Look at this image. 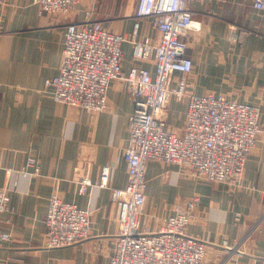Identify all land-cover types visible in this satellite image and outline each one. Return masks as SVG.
<instances>
[{
	"label": "crops",
	"instance_id": "obj_1",
	"mask_svg": "<svg viewBox=\"0 0 264 264\" xmlns=\"http://www.w3.org/2000/svg\"><path fill=\"white\" fill-rule=\"evenodd\" d=\"M254 0H193L199 31L186 40L194 62L188 77L193 94L224 96L251 104L261 113V131L246 159L242 187L197 182L175 165L147 164L146 206L142 224L156 230L160 221L194 197L199 203L188 228L208 244L207 264H264V16ZM125 35L123 70H149L154 61H136L130 40L159 39L151 19L136 18V0H81L67 15L39 14L25 0H0V188L9 191L11 211L0 228L11 240L0 247V264H109L119 230L120 206L111 189L128 180L125 149L130 138L134 100L120 81L111 83L109 108L102 113L55 102L45 82L62 60L67 25L87 16ZM188 101L172 97L167 125L181 131ZM40 173L27 168L29 157ZM111 167L108 188L93 186L79 194L80 182L100 181ZM57 193L68 203L92 212V233L76 245L46 247L49 199ZM226 246L229 248L227 249Z\"/></svg>",
	"mask_w": 264,
	"mask_h": 264
},
{
	"label": "built area",
	"instance_id": "obj_2",
	"mask_svg": "<svg viewBox=\"0 0 264 264\" xmlns=\"http://www.w3.org/2000/svg\"><path fill=\"white\" fill-rule=\"evenodd\" d=\"M25 1L37 6L43 16L67 15L81 0ZM192 2L136 0V18L151 19L160 37L137 40V23L130 40L133 58L152 59L154 75L136 67L125 72L123 44L128 38L88 15L84 22L67 25L59 72L45 82L54 101L69 108L105 112L109 108L108 92L115 81L122 82L134 100L130 138L124 152L127 184L122 189H111L113 201L120 206V216L109 264H207L208 244L188 233L198 197L163 218L156 230L142 224L140 218L147 201V164L155 160L175 165L197 182L240 188L247 156L261 131L258 107L224 96H198L191 92L188 77L195 66L187 55L186 37L191 31L200 30L193 19ZM253 7L264 16V0H254ZM172 97L188 101L181 131H173L167 125ZM27 168L34 169L33 175L40 173L35 157H29L26 168L20 171L24 177L30 175ZM110 173L111 167L105 166L97 184L87 178L82 180L79 194H86L93 186L108 188ZM10 189L0 188V225L2 214L11 211ZM45 224L47 248L73 246L90 238L92 212L65 202L55 192L49 199ZM10 240L11 235L0 228V247Z\"/></svg>",
	"mask_w": 264,
	"mask_h": 264
}]
</instances>
